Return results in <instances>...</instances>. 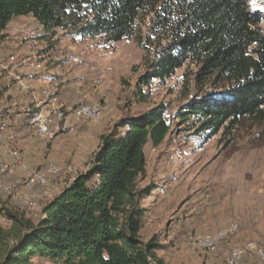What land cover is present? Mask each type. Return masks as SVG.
<instances>
[{
	"label": "trees",
	"instance_id": "trees-1",
	"mask_svg": "<svg viewBox=\"0 0 264 264\" xmlns=\"http://www.w3.org/2000/svg\"><path fill=\"white\" fill-rule=\"evenodd\" d=\"M259 15L249 0H0V36L16 19L31 16L47 34L63 29L101 35L106 43L135 38L145 51L140 86L193 65L196 93L176 119L203 141L221 132L228 146L244 119L264 122ZM148 17L154 37L139 27ZM138 94L146 101L147 93ZM167 109L161 103L101 135L87 170L43 203L39 219L9 211L11 224L0 226V264H165L158 253L163 245L142 236L143 200L154 188L140 180L147 147H159L171 132Z\"/></svg>",
	"mask_w": 264,
	"mask_h": 264
},
{
	"label": "rangeland",
	"instance_id": "rangeland-1",
	"mask_svg": "<svg viewBox=\"0 0 264 264\" xmlns=\"http://www.w3.org/2000/svg\"><path fill=\"white\" fill-rule=\"evenodd\" d=\"M249 5L251 11L260 13L264 29V0H249ZM24 18L23 22L36 27L33 17ZM151 22L148 17L139 27L154 37L157 34L152 32ZM43 37L71 58L65 67L54 69L63 80L61 99L71 105L81 101L101 103L105 108L98 119L82 122L73 133H59L50 141L23 130L20 123L15 126L12 119L9 121L11 131L16 133L7 135L9 132L5 131L0 138V162L14 163L17 169L0 181L21 191L31 173L47 175L49 163L60 165L62 172L48 175L49 183L34 188L30 196L26 191L9 193L0 185V226L11 224L9 211H24L39 219L43 203L87 170L101 135L111 132L124 119L142 115L163 103L168 106L172 129L163 144L146 149V174L140 186L151 185L154 192L143 200L148 208L143 238L158 239L163 245L158 253L166 264H222L233 245L254 241L264 248V122L244 119L228 146L222 141L221 132L203 141L202 136L187 128L188 124L176 119L179 109L196 93L195 66L178 69L165 82L153 79L149 85L140 86L139 78L146 71L145 51L135 38L106 43L101 35L81 37L63 29ZM48 64L46 72L51 73L53 65ZM140 89L147 93L146 101H140ZM17 92H12L11 102L13 99L16 105L25 104L18 101L20 97L15 95L20 96L21 92ZM236 220L241 223L239 231L221 243L216 253L190 247L192 235L215 232ZM257 258L252 253L245 261Z\"/></svg>",
	"mask_w": 264,
	"mask_h": 264
},
{
	"label": "built area",
	"instance_id": "built-area-1",
	"mask_svg": "<svg viewBox=\"0 0 264 264\" xmlns=\"http://www.w3.org/2000/svg\"><path fill=\"white\" fill-rule=\"evenodd\" d=\"M22 18L13 21L0 36V138L10 127L11 119L44 141L53 140L63 131L73 133L80 123L98 119L105 108L101 103L81 101L71 105L61 99L59 90L63 80L56 76L54 69L65 67L70 62V55L43 37L45 31L41 24L37 22L36 28L30 22H23ZM48 63L53 65L50 66L51 75L44 77ZM24 69L29 71L30 77L23 74ZM11 90L29 94L27 104L3 103ZM13 154L18 158L17 152ZM16 169L14 163L0 162V180L2 176L15 173ZM61 172L62 167L52 162L47 167V175L31 173L21 191H14L6 181H0V185L5 191L17 195L46 186L48 175ZM240 224L236 220L215 232L194 234L190 237V247L216 253L221 243L239 231ZM252 253H256L257 260L245 261ZM222 264H264V248L254 241L243 246L233 245Z\"/></svg>",
	"mask_w": 264,
	"mask_h": 264
},
{
	"label": "crops",
	"instance_id": "crops-1",
	"mask_svg": "<svg viewBox=\"0 0 264 264\" xmlns=\"http://www.w3.org/2000/svg\"><path fill=\"white\" fill-rule=\"evenodd\" d=\"M34 19V18H33ZM35 20V19H34ZM23 74H25V75H27L28 77H30V73H29V71H27V69H24L23 70ZM50 74L51 73H49V72H46L45 73V75H44V77H46V76H50ZM38 83L39 84H42L43 83V81H38ZM12 92H13V94H15L14 93V91L13 90H11ZM17 93H19V92H17ZM16 96V98L18 99L19 97H20V99L18 100V101H24L23 103H25V104H27V102H28V100H29V98H30V95L28 94H24V93H22V95H21V93H20V96H18V95H15ZM14 100L12 99V102H13ZM11 102V100H10V102L9 103H12ZM18 123V122H17ZM17 123L15 122V124H16V126H17ZM25 131H27V130H25ZM9 133H7V135H13V133H16V131H8ZM38 188V187H37ZM39 188H41V187H39ZM43 189H45V188H43ZM32 191L33 190H29V192H30V194H29V196L31 195V193H32ZM44 194H46V192L44 193ZM165 264H166V262H165Z\"/></svg>",
	"mask_w": 264,
	"mask_h": 264
}]
</instances>
